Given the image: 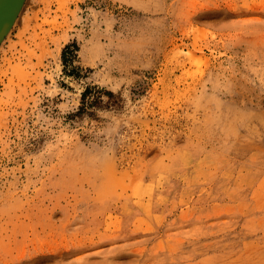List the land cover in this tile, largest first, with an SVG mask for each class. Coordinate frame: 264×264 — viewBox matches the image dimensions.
I'll return each mask as SVG.
<instances>
[{
	"label": "rangeland",
	"instance_id": "obj_1",
	"mask_svg": "<svg viewBox=\"0 0 264 264\" xmlns=\"http://www.w3.org/2000/svg\"><path fill=\"white\" fill-rule=\"evenodd\" d=\"M0 264H264V0H25Z\"/></svg>",
	"mask_w": 264,
	"mask_h": 264
},
{
	"label": "water",
	"instance_id": "obj_2",
	"mask_svg": "<svg viewBox=\"0 0 264 264\" xmlns=\"http://www.w3.org/2000/svg\"><path fill=\"white\" fill-rule=\"evenodd\" d=\"M25 0H0V43L6 37Z\"/></svg>",
	"mask_w": 264,
	"mask_h": 264
},
{
	"label": "trees",
	"instance_id": "obj_3",
	"mask_svg": "<svg viewBox=\"0 0 264 264\" xmlns=\"http://www.w3.org/2000/svg\"><path fill=\"white\" fill-rule=\"evenodd\" d=\"M65 52L66 50L64 51V53ZM87 91L88 89H86V91L82 93V106L80 107L79 111H84L89 106H95L99 102V95H90L91 93H87Z\"/></svg>",
	"mask_w": 264,
	"mask_h": 264
}]
</instances>
